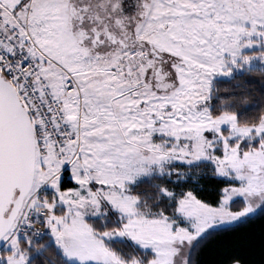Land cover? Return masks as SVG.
<instances>
[{
	"label": "snow or ice",
	"instance_id": "obj_1",
	"mask_svg": "<svg viewBox=\"0 0 264 264\" xmlns=\"http://www.w3.org/2000/svg\"><path fill=\"white\" fill-rule=\"evenodd\" d=\"M0 264H264V0H0Z\"/></svg>",
	"mask_w": 264,
	"mask_h": 264
},
{
	"label": "trees",
	"instance_id": "obj_2",
	"mask_svg": "<svg viewBox=\"0 0 264 264\" xmlns=\"http://www.w3.org/2000/svg\"><path fill=\"white\" fill-rule=\"evenodd\" d=\"M249 227H252V228L258 230V228H259V222H257L256 224L250 225Z\"/></svg>",
	"mask_w": 264,
	"mask_h": 264
}]
</instances>
